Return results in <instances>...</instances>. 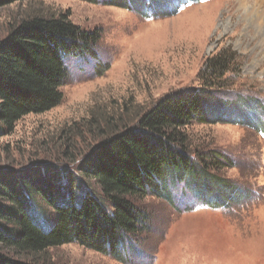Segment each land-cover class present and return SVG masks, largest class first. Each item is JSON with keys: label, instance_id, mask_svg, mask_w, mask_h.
Wrapping results in <instances>:
<instances>
[{"label": "rangeland", "instance_id": "1", "mask_svg": "<svg viewBox=\"0 0 264 264\" xmlns=\"http://www.w3.org/2000/svg\"><path fill=\"white\" fill-rule=\"evenodd\" d=\"M178 3L175 13L160 16L151 15L150 8L143 16L85 0L0 6V40L25 18L62 14L98 36L96 59H67L61 102L23 116L0 134V175L44 165L74 172L113 129L134 124L163 97L190 89L203 87L225 102L237 96L257 99L264 125V0ZM222 51L236 62L222 79L210 80L209 60ZM246 113V122L192 121L185 127L188 151L227 156L230 166L210 167L207 173L245 191L246 198L214 207L178 181L170 187V202L152 193L135 199L147 216L146 230L131 236L135 249L128 250L127 261L78 242L48 248L37 259L44 264H264V126L253 127L254 112Z\"/></svg>", "mask_w": 264, "mask_h": 264}, {"label": "trees", "instance_id": "2", "mask_svg": "<svg viewBox=\"0 0 264 264\" xmlns=\"http://www.w3.org/2000/svg\"><path fill=\"white\" fill-rule=\"evenodd\" d=\"M16 1L22 0H0V6ZM85 1L131 8L143 16L148 8L153 16L173 14L180 2ZM97 37L65 14L31 16L13 27L0 40V134L27 114L57 106L68 76L67 59H96ZM235 62L226 51L210 59V80L222 79ZM247 111L254 112L249 124L261 130L257 99L237 96L225 102L203 87L172 93L134 124L113 129L74 172L44 165L0 175V220L5 221L0 223V264H44L39 254L71 242L127 261L128 250L135 249L131 236L146 230L147 216L135 199L152 193L170 202V187L178 181L189 183L210 206L246 198L245 191L207 173L210 167L230 166L227 156L188 151L185 127L192 121L246 122Z\"/></svg>", "mask_w": 264, "mask_h": 264}]
</instances>
